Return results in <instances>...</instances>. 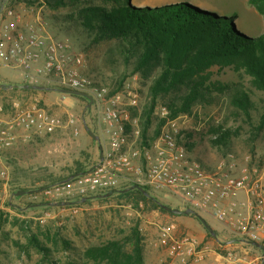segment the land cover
Instances as JSON below:
<instances>
[{
	"label": "built area",
	"instance_id": "obj_1",
	"mask_svg": "<svg viewBox=\"0 0 264 264\" xmlns=\"http://www.w3.org/2000/svg\"><path fill=\"white\" fill-rule=\"evenodd\" d=\"M85 64L84 54L67 38H55L46 31L39 13L27 21L6 0L0 10V66L22 72L24 84L90 94L93 102L87 113L102 133L101 157L97 154L88 170L26 193L21 206L91 196L133 182L173 195L197 213H209L234 234V241L264 246V159L257 163L250 155L227 153L208 166L189 154L172 119L155 136L144 135L135 84L123 83L114 90L85 71ZM167 113L162 106L160 117ZM67 129L74 136L79 134L77 118L69 111L62 116L34 102H0L1 186L6 188L9 176L6 150ZM10 204L11 195L0 191V208ZM159 230L168 264H247L236 252H217L197 237L179 232L173 221L160 224Z\"/></svg>",
	"mask_w": 264,
	"mask_h": 264
},
{
	"label": "trees",
	"instance_id": "obj_2",
	"mask_svg": "<svg viewBox=\"0 0 264 264\" xmlns=\"http://www.w3.org/2000/svg\"><path fill=\"white\" fill-rule=\"evenodd\" d=\"M23 1L28 4L38 1L56 12L65 11L62 14L56 13L52 18L57 19L60 26L79 40L82 49L88 50L103 44V60L113 73L114 90L120 89L125 79L134 74L139 76L144 85L147 84L140 115L144 135L153 137L168 118L188 113L196 104L209 103L214 97V90L228 95L235 117L250 129L249 140L255 141L264 135V31L255 35L241 32L232 23L238 21L236 14L229 12L222 15L216 11L202 10L187 1L154 7L135 6L131 0ZM247 2L259 15H264V0ZM213 66L218 69L229 66L238 75L246 76L250 87L261 93V103L253 98L255 93L243 84L212 79ZM71 96L86 100L81 96ZM161 100L166 102L168 113L157 119L153 116V111ZM179 134L187 149L196 146L199 140L202 141L207 136L222 154H236L232 139L239 135V130L214 124L199 132L180 129ZM251 149L253 154L254 145ZM83 154V161H75L73 170L63 178H53L50 174L21 166L19 172L14 170L15 175L9 181L10 192L14 196L19 190L31 191L88 170L94 161H89L90 154ZM132 184L135 183L125 182L117 189ZM141 186L157 199L149 187ZM15 197L21 198L17 195ZM108 197L97 199L106 200ZM110 197L124 199L133 208H138L143 203L151 209L167 213L154 198L145 196L138 189L114 192ZM75 199L79 198L70 200ZM89 201L91 200L85 203ZM40 203L43 202L24 207H37ZM81 204L83 203L75 206ZM69 206L72 205L58 207ZM39 207L52 208L48 205ZM191 216L198 220L194 215ZM5 220L0 209V224ZM22 224L28 226L26 220ZM200 224L202 225L201 222ZM203 228L206 235L211 237L208 230L204 226ZM39 231L29 232L25 235V244L19 246L35 249L41 253L42 258L49 256L54 246L71 248L68 240L51 233L49 228H41ZM144 251L143 236L138 224H133L119 229L116 234L95 240L83 250L82 256L97 264H144Z\"/></svg>",
	"mask_w": 264,
	"mask_h": 264
},
{
	"label": "rangeland",
	"instance_id": "obj_3",
	"mask_svg": "<svg viewBox=\"0 0 264 264\" xmlns=\"http://www.w3.org/2000/svg\"><path fill=\"white\" fill-rule=\"evenodd\" d=\"M175 1H188V3L199 9L216 11L222 15L229 12L234 13L238 21H232L233 25L247 35H255L264 31V15H259L247 0ZM169 2H173V0H144V3L150 6H158ZM131 3L136 6L135 0H131ZM10 4H13L27 21H32L34 16L39 13L45 29L50 35L55 38H67L77 50L84 54L87 61V64L83 66L85 71L98 81L105 82L113 87V73L103 60L105 46L99 44L88 50L82 49L79 40L71 32L65 30L63 26H60L57 19L52 18L53 15H57L56 13L62 14L65 11L56 12L46 5L38 3V1L28 4L23 0H10ZM211 71L212 79L238 82L251 89L255 93L253 98L261 103V93L250 87L249 79L246 76L238 75L229 66L222 69L213 66ZM21 79L22 72L19 70L0 66L1 83L5 85L23 84ZM124 83L135 84L140 93L139 102L142 106L145 101L147 84L144 85L137 74L128 76ZM43 86L56 88V86L47 84H43ZM220 92L214 90V97L209 103L196 104L192 106L190 112L181 113L168 119H172L179 130L184 129L191 132L205 131L214 124H220L232 130H239V135L232 139L235 155L237 157L245 154L250 155L254 162L261 163L264 159V135L255 141L249 140L250 129L248 125L241 123V120L235 117L234 108L229 103L228 95L222 93L223 91ZM13 99L22 103H37L62 116L66 111H69L77 118L79 127L84 124L82 120L85 119L91 130L102 137L100 128L90 121L92 115L87 113V100L78 99L54 90L23 91L19 88H0V102L9 103ZM162 106L166 107V102L163 100L158 102L154 108L153 116L157 119L160 118L159 112ZM140 108L142 109V107ZM97 144L96 141L90 140V138L82 139L79 134L74 136L70 129L58 130L49 136L34 137L26 142H19L4 152V161L9 168V176L6 188L4 189L0 184V191L5 195H11V201L21 206V198L13 196L9 188L10 179L15 175V171L19 172L18 169L21 166L30 168L31 171L36 170V172L50 174L53 178H63L73 170L75 161H83L81 158L84 155L83 153L90 154L89 161L95 162L98 152ZM252 145H254L253 154ZM188 150L192 157L208 166H212L225 155L210 143L207 136ZM153 195L164 204L185 208L181 205L180 200L173 195L161 192H153ZM89 200L91 201L88 203L84 202L78 206L72 205L64 208L58 206L43 208L39 207L40 203L37 207H28L26 212L11 207L0 208L2 218H6L0 224V264H97L87 261L82 256L83 250L100 237L116 234L119 229L133 224H138L143 236L145 244L144 264H168L159 230V225L167 221L175 222L179 232H187L189 235L197 237L217 252L223 253L229 250L244 258L247 264H260L261 251L253 244L239 241L219 243V241L234 240V234L209 213L198 212L214 229L216 237L212 235L208 237L203 226L191 216L192 214L169 215L158 209H151L143 203H140L138 208H133L131 203L126 202L124 199L110 196L106 200L97 198ZM23 220L27 221V227L23 226ZM45 227L49 228L51 233L58 234L68 240L71 248L65 249L62 245L54 246L49 256L42 258L41 253L35 249L20 247L25 244V235L29 232H40L39 230Z\"/></svg>",
	"mask_w": 264,
	"mask_h": 264
},
{
	"label": "water",
	"instance_id": "obj_4",
	"mask_svg": "<svg viewBox=\"0 0 264 264\" xmlns=\"http://www.w3.org/2000/svg\"><path fill=\"white\" fill-rule=\"evenodd\" d=\"M6 2V0H1L0 1V10L2 9L4 3ZM0 88L3 89H7V88H19V89H34V90H54V91H59L61 93H65V94H70V95H77V96H81L84 97L87 100V104H86V108L87 110L90 109L91 104L93 102L92 96L90 94H87L85 92L82 91H78V90H73V89H67V88H54V87H48V86H43V85H39V84H11V85H5L3 83L0 82ZM85 130L86 132L91 136L93 141H96L98 143L99 149H98V155L99 157H101L102 154V149H101V145H100V138L99 135L95 134L93 132V130H91V128L87 125H85ZM79 173H76L74 175H77ZM72 175V176H74ZM40 189V188H39ZM131 189H138L142 194H144L145 196L148 197H152L154 198L145 188H143L141 185L139 184H132L130 186H127L125 188L122 189H112L109 190L106 193L103 194H97L94 196H84L81 197L79 199H75V200H62V201H58V202H46V203H41L40 205H48V206H68V205H75V204H80V203H84L89 199H93V198H103V197H108L110 196L112 193L114 192H125V191H129ZM32 191V190H31ZM30 191L22 189L19 190L15 193V195L17 196H21L23 194H26ZM154 200L157 201V203L160 205V207L165 210L167 213L172 214V215H188V214H192L195 217L198 218V220L202 223V225L208 230V232L213 236L216 237L215 231L214 229L208 224V222L197 212L191 210L190 208H180V207H176V206H170L167 204H164L160 201H158L157 199L154 198ZM234 240H229L227 242H220L219 243H232ZM251 244H253L254 246L258 247L261 251H262V255H264V246L255 243V242H251ZM261 264H264V258H262Z\"/></svg>",
	"mask_w": 264,
	"mask_h": 264
},
{
	"label": "crops",
	"instance_id": "obj_5",
	"mask_svg": "<svg viewBox=\"0 0 264 264\" xmlns=\"http://www.w3.org/2000/svg\"><path fill=\"white\" fill-rule=\"evenodd\" d=\"M176 2H180V1H175V0H173V2H169V3H165V4H172V3H176ZM188 2V1H187ZM134 3V2H133ZM135 4L136 5H139V6H150V5H148V4H145L144 3V0H135ZM165 4H162V5H165ZM155 5H153L152 7H154ZM158 6H161V5H158ZM22 80H23V78L21 79V83H22ZM85 125H87V124H83V125H80V127H79V135H81V137H82V139H89L90 138V140H92V138H91V136L86 132V130H85ZM88 126V125H87ZM84 130V131H83ZM88 137V138H87ZM97 143V142H96ZM98 145V144H97ZM98 149H99V146H98ZM97 154H98V152H97ZM27 197V195L26 194H23V195H21V201L23 200V199H25ZM32 204H34V203H32ZM27 205V204H26ZM25 205H23V206H17V204L15 203V202H13V201H11V204H10V207L11 208H13V209H19L21 212H26L27 211V207H24ZM28 206H29V204H28Z\"/></svg>",
	"mask_w": 264,
	"mask_h": 264
}]
</instances>
